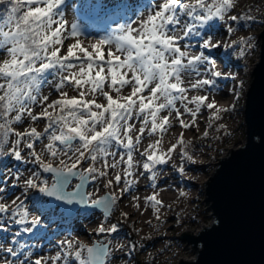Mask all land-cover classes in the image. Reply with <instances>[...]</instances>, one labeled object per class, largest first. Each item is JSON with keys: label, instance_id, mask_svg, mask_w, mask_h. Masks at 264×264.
<instances>
[{"label": "snow or ice", "instance_id": "6c2138e0", "mask_svg": "<svg viewBox=\"0 0 264 264\" xmlns=\"http://www.w3.org/2000/svg\"><path fill=\"white\" fill-rule=\"evenodd\" d=\"M65 3L0 0V176L9 181L7 189L0 181V217L20 226L9 244L0 243V264H111V240L89 245L70 234L47 237L43 218L66 212L61 204L112 212L139 177L157 189L159 166L178 147L181 158L194 162L184 130H199L202 111L211 127L235 110V103L220 106L216 95L239 100L242 84L226 85L236 77L221 67L219 51L212 55L235 45L243 57L251 43L217 39L221 28L232 35L254 22L250 11L235 12L238 0H148L135 19L91 42L67 20ZM89 7L113 17L128 10L124 0ZM174 126L182 131L165 150L163 134ZM89 182L108 191L93 198L95 192L85 191ZM158 194L145 197L157 219L165 206ZM94 231L118 233L119 221L105 216ZM22 233L36 242H22ZM44 238L52 247L37 253Z\"/></svg>", "mask_w": 264, "mask_h": 264}, {"label": "rangeland", "instance_id": "374dc122", "mask_svg": "<svg viewBox=\"0 0 264 264\" xmlns=\"http://www.w3.org/2000/svg\"><path fill=\"white\" fill-rule=\"evenodd\" d=\"M92 2V0H66L63 9L67 20H69L68 14L70 12H78L81 15V18L84 20L89 11V4H92ZM130 2L132 3L131 5L135 4V2L131 0L124 2L128 5L129 19L122 21V23H127L130 19H135L139 14V12H137L138 10L129 8ZM144 2L146 1L144 0ZM139 8L140 11L143 10V5H140ZM242 11H250L251 15L254 17V22L250 21L247 27L239 28V30L232 35L226 34L224 29H221L220 39H222L224 43H231L232 41H238L241 39L250 40L251 43L247 44V46L245 47L244 56H239V49H237L235 45H233V49L235 50H216L221 52L220 59L225 61V63L221 65V67L226 72H230L236 77L235 81H225L224 83L229 87L242 84V87H236V93H238L239 95L238 101L235 100L234 96L229 92H222L216 95L218 99L222 100L221 102H218L220 106L227 108L235 103V110L223 114V119L216 121L211 125V127H209L208 121L209 113L205 114L204 112L206 110L202 111V114L198 116L196 120V124L199 125V130L197 131L195 128L184 130V140L191 141V146L189 147L188 152L193 157L194 162L187 161L181 158L179 154L181 153L182 149L178 147L175 153H173L172 160H170L167 165L159 166L160 174L158 179H161V181L168 180L169 183L175 182L173 187H182V191L184 193L189 192V196H192L194 198V200H192V203H187V206L192 208V210L187 216L179 217L180 223L188 222L190 220L198 221L200 218L207 217V212L205 211V206L203 204V196L201 195L202 191L197 185L200 178L191 180L190 176H195L197 174L201 178L207 177L214 171V169H216L218 161L222 157L227 155L229 149L237 147L245 141L243 105L245 92L250 84L253 67L259 59L260 39L258 37L264 28V0H238L235 12L240 13ZM119 17L120 16H117V18ZM106 20L109 21H103L99 24L106 26L110 25V19L107 18ZM90 40L92 41V38ZM95 40L98 39L94 38L93 41ZM185 119H188V117L185 116ZM173 123L175 124L176 122L173 121ZM219 124H224L226 127L223 129H219ZM181 131L182 130L179 126H174L167 133L163 134V138H166L169 133H173L169 141L171 143H175L180 136V134L177 135L175 133H181ZM205 131H208L207 137H204ZM144 142L148 143L147 140H145ZM147 143L143 144V147L146 146ZM173 164H175V168L172 167ZM181 165H183L184 167L183 174L179 172V167ZM16 167H20L21 169L23 168V166L19 164H17ZM188 172L190 173L188 174ZM0 181H3L2 186L7 189L9 181L4 176H0ZM156 183L158 188L159 182L156 181ZM92 184L94 185V187H96L90 191V193L95 192V196L93 198H99L108 191V189H104L102 185H99L95 182H92ZM141 185H144L146 187H140ZM150 185L151 181L149 179H146L145 177H139V183L136 186V189L140 188L141 190H143L145 197L150 196L154 191H156V189H153L152 191L148 190V188H152ZM29 195L31 197L33 194L30 193ZM145 197L142 200H145ZM35 198L47 199L40 197L39 194H36ZM180 198L181 197H175L174 199L179 200ZM177 206H181V203H179ZM90 215L91 214L77 215L76 219L80 217V221L69 229L65 225H62L60 222V220H64L63 218L67 216L65 213H63L62 215H57L54 220L44 217L43 219L45 228L47 229V237L55 238L53 235L55 234L60 235L61 238H63L64 236L70 234L71 236H75L76 238L81 240L83 243L90 244L93 240L103 235H97V233L94 231L99 223L103 221V218L101 217V215H95L90 222L88 220H85V218L90 217ZM46 218L47 220H45ZM55 220H59L58 223L54 224L53 221ZM119 220V223H121L122 220ZM199 224L200 222H198V225ZM5 226L9 228V231H0V243L9 244L15 232L19 231L20 226L8 223L6 217H0V228H3ZM120 230L121 229L119 228L118 232H121ZM173 235L174 238L180 237V231L177 230V233H175L174 230ZM18 239L22 242L30 243V240H35V237L30 236L26 233H22ZM44 239L49 240L48 238ZM182 247L183 249H180V251L178 253H175V255H178V257H181L182 259L192 255L186 254L184 246Z\"/></svg>", "mask_w": 264, "mask_h": 264}, {"label": "water", "instance_id": "95a60500", "mask_svg": "<svg viewBox=\"0 0 264 264\" xmlns=\"http://www.w3.org/2000/svg\"><path fill=\"white\" fill-rule=\"evenodd\" d=\"M258 38L259 59L243 105L245 142L218 161L205 183V203L214 221L197 235L179 237L196 252L195 260H181L179 264H264V28ZM75 205L71 209L66 204L61 207L67 209L64 213L68 217L78 211L101 212L107 217L112 213Z\"/></svg>", "mask_w": 264, "mask_h": 264}, {"label": "built area", "instance_id": "2783aa9c", "mask_svg": "<svg viewBox=\"0 0 264 264\" xmlns=\"http://www.w3.org/2000/svg\"><path fill=\"white\" fill-rule=\"evenodd\" d=\"M244 142L232 149L242 146ZM230 151L229 149V152ZM214 171L204 178L199 177L197 174L195 176H190L191 180L200 178L199 180L197 179V185L202 191L201 195L203 196L204 209L207 212V217L204 221H200L199 219L198 221L190 220L180 223L179 217L187 216L192 210V208L187 206V203H192L194 198L189 196V192H185V195L181 196L180 193L183 192L182 187H173L175 182L169 183L168 180H157L159 182L158 188L156 189L159 193L158 198L162 200L165 205L160 208L159 219H157L151 207H146L145 200H142L145 196L143 190L140 188L136 189L134 192H129L123 199L119 200L118 205L114 206L113 214L108 218L113 223L119 221L121 218L126 219L133 228L127 230L119 227L121 232L111 235L103 234L97 238L99 240H104L106 243L108 240H111V252L109 255L111 264H138V261L140 264H179L181 260H195L196 252L193 247L183 243L179 237L174 238L173 233L174 230L175 233L179 230L180 237H182L183 234L197 235L204 227L206 228L213 224L214 218L212 212L205 203L204 188L205 183ZM189 173L190 172H188V174ZM148 190L152 191L153 188H148ZM133 195L138 196L139 200H133ZM175 197L181 198L176 200L174 199ZM179 203H181V206H177ZM134 204H139V209L134 207ZM121 212H126L128 214L127 218L121 217ZM95 215H101L103 220L105 219V217L99 213H91L90 218H94ZM91 219L88 221L90 222ZM198 222H200L199 225ZM132 237L135 238V243H132ZM181 245L184 246L186 254L192 255L184 259L175 255L180 249H183Z\"/></svg>", "mask_w": 264, "mask_h": 264}, {"label": "bare ground", "instance_id": "6f19581e", "mask_svg": "<svg viewBox=\"0 0 264 264\" xmlns=\"http://www.w3.org/2000/svg\"><path fill=\"white\" fill-rule=\"evenodd\" d=\"M92 1H93L92 4H89V6L93 5V4H103V5L111 6L115 2V0H92ZM127 1H129V0H125L124 2H127ZM131 1H134L135 4L131 5L132 3L130 2L129 8H133L135 10H138L137 12H140V10H139L140 5H143V9H144L147 5L145 3L148 2V0H145L146 2H144V0H131ZM88 9H89V11H88L87 16L84 20L81 18V15L78 12H70L68 14V19H69L68 21L70 23H75L76 25L79 26V29L82 33V38L86 39L87 42H91V40H90L91 38H92V41L94 38L100 39L101 37L107 35L108 31H110L113 28L118 27L119 24L122 23V21L129 19L128 18V14H129L128 10L126 13L119 15L120 17L117 18V16L113 17L110 13L100 16V15H97L90 7H88ZM107 18L110 19V25L106 26V25H100L99 24V23H102L103 21H109V20H106ZM221 29L217 33V39H220ZM212 55H213V57H216L217 51H213ZM219 57H221V52H219ZM216 99L218 102L222 101V100L218 99V97H216ZM204 113L207 114L208 112L205 111ZM175 134L179 135L180 132H176ZM172 135H173V133H169L166 138H163V141H162L163 149L167 150L170 147L171 142L169 141V139L172 137ZM146 143L144 142L143 144H146ZM142 148H143V145H142ZM140 187H146V186L141 185ZM94 188H96V187H94L92 182H90V185L87 189V192L90 193V191L93 190ZM70 190H72V189H70ZM73 206L75 208L77 207V205H75V203H74L73 205H68V208L71 209ZM82 214H91V213H82L81 211H78L74 217L66 216L65 218H63L64 220H60V222L62 225H65L68 229L72 228L81 219L80 217L76 219V216L82 215ZM99 214H102L104 216V214L101 212H99ZM112 214H113V211H112L111 215ZM90 219H91L90 217L85 218V220H90ZM205 219H206V217L200 218V221H204ZM45 220H47V218ZM121 220H122V222L119 223V227L125 228L127 230L132 229V226L128 223V221L126 219L121 218ZM58 221L59 220H55V221H53V223L54 224L58 223ZM30 241L31 242L28 243L29 245H32L36 242V240H30ZM47 245H49V246H47ZM50 246H52V245L50 244L49 240L41 239L39 246L35 249V251L37 253L43 251L45 254H47L48 249L51 248Z\"/></svg>", "mask_w": 264, "mask_h": 264}]
</instances>
